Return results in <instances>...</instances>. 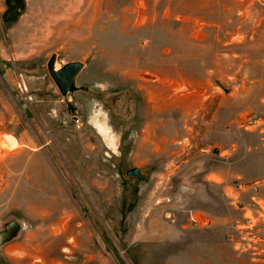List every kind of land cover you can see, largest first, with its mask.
Masks as SVG:
<instances>
[{"label":"rangeland","instance_id":"374dc122","mask_svg":"<svg viewBox=\"0 0 264 264\" xmlns=\"http://www.w3.org/2000/svg\"><path fill=\"white\" fill-rule=\"evenodd\" d=\"M63 1L0 0V264H264V0Z\"/></svg>","mask_w":264,"mask_h":264},{"label":"water","instance_id":"95a60500","mask_svg":"<svg viewBox=\"0 0 264 264\" xmlns=\"http://www.w3.org/2000/svg\"><path fill=\"white\" fill-rule=\"evenodd\" d=\"M82 68L83 65L79 62H72L59 66L56 63L55 55H52L46 63L47 74L62 98H66L68 95L73 96L75 93L82 90L81 87L76 86V79ZM125 175L128 178L141 179V175L136 169L128 170ZM19 231L20 226L15 221L7 223L3 231L0 232L1 244L12 241Z\"/></svg>","mask_w":264,"mask_h":264},{"label":"bare ground","instance_id":"6f19581e","mask_svg":"<svg viewBox=\"0 0 264 264\" xmlns=\"http://www.w3.org/2000/svg\"><path fill=\"white\" fill-rule=\"evenodd\" d=\"M76 1L77 0H69L67 3H65V1H63L62 3L60 2L54 6L52 11H50L49 9L46 11L44 8L42 10H39L42 14L45 15V16H43L44 18H42V22L46 21L47 23H49L53 19H60L62 21L76 23V22L84 20L86 17L89 16V8H88L89 4L87 5V8H85V9L80 8L79 9V6H78L79 1L78 2H76ZM30 21L31 22L33 21V23L35 25H37V21L35 20V18L31 19ZM0 137H1L0 138V146H2L4 148L5 147L9 148L13 145V139L10 136L3 135ZM69 241L71 242V246L73 247L75 244V241H73L72 239ZM7 243H9V242H7ZM7 243L1 244V242H0V247H2L3 245H5Z\"/></svg>","mask_w":264,"mask_h":264},{"label":"crops","instance_id":"0c3cea01","mask_svg":"<svg viewBox=\"0 0 264 264\" xmlns=\"http://www.w3.org/2000/svg\"><path fill=\"white\" fill-rule=\"evenodd\" d=\"M92 122H93V124H94V126L96 127V128H100L101 130H100V136L102 137H104V140L105 141H108L107 140V134H108V132L106 131V128H105V126H104V124H103V120H102V118L101 117H95V118H93L92 119ZM112 142V140L110 139V142L109 143H111ZM22 149L20 148V150L19 151H17L16 153H13V152H11V153H7V154H5L4 156H1L0 155V169H4V167H5V165H2V159L3 158H5V161H8V160H11L12 158H14L16 155H18V152H22L21 151ZM19 154H21V153H19ZM3 163H4V161H3Z\"/></svg>","mask_w":264,"mask_h":264},{"label":"built area","instance_id":"2783aa9c","mask_svg":"<svg viewBox=\"0 0 264 264\" xmlns=\"http://www.w3.org/2000/svg\"><path fill=\"white\" fill-rule=\"evenodd\" d=\"M73 117H74V119H76V123H77V125L79 124V118H78V115L75 113L74 115H73ZM78 127H79V125H78Z\"/></svg>","mask_w":264,"mask_h":264}]
</instances>
